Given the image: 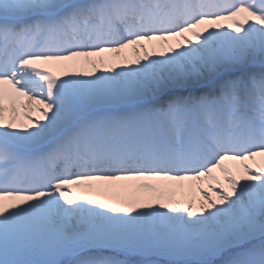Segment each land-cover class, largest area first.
Instances as JSON below:
<instances>
[{
  "label": "snow or ice",
  "instance_id": "6c2138e0",
  "mask_svg": "<svg viewBox=\"0 0 264 264\" xmlns=\"http://www.w3.org/2000/svg\"><path fill=\"white\" fill-rule=\"evenodd\" d=\"M0 264H264V0H0Z\"/></svg>",
  "mask_w": 264,
  "mask_h": 264
}]
</instances>
